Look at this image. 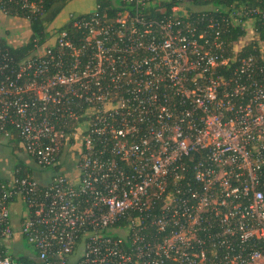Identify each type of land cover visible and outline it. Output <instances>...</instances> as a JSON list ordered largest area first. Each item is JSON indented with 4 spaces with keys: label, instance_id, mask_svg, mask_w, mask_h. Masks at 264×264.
Returning <instances> with one entry per match:
<instances>
[{
    "label": "built area",
    "instance_id": "2783aa9c",
    "mask_svg": "<svg viewBox=\"0 0 264 264\" xmlns=\"http://www.w3.org/2000/svg\"><path fill=\"white\" fill-rule=\"evenodd\" d=\"M94 1L24 58L0 49V136L44 177L0 179V264H264V41L258 61L222 39L257 40L264 12Z\"/></svg>",
    "mask_w": 264,
    "mask_h": 264
},
{
    "label": "trees",
    "instance_id": "16d2710c",
    "mask_svg": "<svg viewBox=\"0 0 264 264\" xmlns=\"http://www.w3.org/2000/svg\"><path fill=\"white\" fill-rule=\"evenodd\" d=\"M72 0H54L49 1L45 4V16L43 18L32 19L29 28L31 31L30 37L25 41V43L20 47L11 46L6 38L0 37V49L3 52H9L11 56H14L16 60L22 59L27 56L33 49L35 45V40L40 39L41 41L50 37V25L54 23L56 17L63 9V7ZM248 2L253 9H260L264 12V0H190L191 5H212L214 7L223 8L225 6H230L232 4H242ZM103 7H110L111 0H98ZM215 14V13H213ZM197 18L196 14H193ZM54 27V26H52ZM68 28L67 25L64 29ZM52 29V28H51ZM255 32L257 35V40L248 43L237 55V59L242 57H247L248 55H253L258 61L261 59V47L259 45L260 41H264V17H257L255 20ZM246 35L245 30L240 26H229L225 32L222 33V39L229 43H238L241 38ZM264 66V62L260 63ZM236 63H231V71L236 67ZM264 68V67H263ZM229 70V71H230ZM224 71V70H223ZM264 76V73H263ZM15 138V137H13ZM12 138V139H13ZM11 139V140H12ZM21 168L18 173L19 177L34 176L38 178H44L41 170L27 167L25 162H21L17 165V168ZM16 168V167H15Z\"/></svg>",
    "mask_w": 264,
    "mask_h": 264
},
{
    "label": "crops",
    "instance_id": "0c3cea01",
    "mask_svg": "<svg viewBox=\"0 0 264 264\" xmlns=\"http://www.w3.org/2000/svg\"><path fill=\"white\" fill-rule=\"evenodd\" d=\"M4 23L10 26H6L7 32H5V34H1L0 37L6 38L7 42L13 47L22 46L31 35L29 23L27 22L14 18H5L3 15H0V24H4ZM12 26H16V27L20 26L27 29L29 33L26 36V39H21L18 36H11V34H9L10 33L9 31H11V29L14 28ZM10 36L12 38H10ZM3 151H5V154ZM25 160H26L25 154L19 144V140L17 137L11 140V139H6L3 136H0V179L1 180H9L13 175L15 167H17V165L21 162L24 163ZM10 162H13V164H11ZM20 214H21V210L19 203H15L12 207V217L15 226L19 225Z\"/></svg>",
    "mask_w": 264,
    "mask_h": 264
},
{
    "label": "rangeland",
    "instance_id": "374dc122",
    "mask_svg": "<svg viewBox=\"0 0 264 264\" xmlns=\"http://www.w3.org/2000/svg\"><path fill=\"white\" fill-rule=\"evenodd\" d=\"M94 7H95V1L94 0H72V1L68 2L63 7V9L59 13L58 17H56L54 23L49 26L50 30H51V28H54L52 26H55L56 28L61 27L63 25V23L68 21L70 15L87 13V12L92 11ZM4 17L10 18V17H6V16H4ZM6 26H10V25H8L6 23L0 24V35L5 34V32H7ZM12 27H14V28H12L11 31H9L10 32L9 34H11V36H18L21 39H26V36L29 33L27 29H25L24 27H20V26H17V27L12 26ZM11 36H10V38H12ZM22 41H24V40H22ZM248 43H250V41H248L247 39H243V40H241V42H238V45L240 47L241 44L243 46H245ZM3 152L5 154V151H3ZM10 163L13 164V162H10ZM21 245H22L23 252L28 251V250L31 251L30 246L26 242H22Z\"/></svg>",
    "mask_w": 264,
    "mask_h": 264
}]
</instances>
